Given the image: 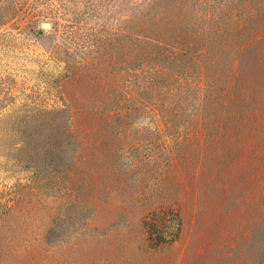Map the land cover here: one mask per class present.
I'll return each instance as SVG.
<instances>
[{"label": "rangeland", "instance_id": "rangeland-1", "mask_svg": "<svg viewBox=\"0 0 264 264\" xmlns=\"http://www.w3.org/2000/svg\"><path fill=\"white\" fill-rule=\"evenodd\" d=\"M239 63L260 91L264 0H0V264H263Z\"/></svg>", "mask_w": 264, "mask_h": 264}, {"label": "trees", "instance_id": "trees-1", "mask_svg": "<svg viewBox=\"0 0 264 264\" xmlns=\"http://www.w3.org/2000/svg\"><path fill=\"white\" fill-rule=\"evenodd\" d=\"M12 16L13 15H10L9 18H11ZM189 54H190L189 51L185 52L183 54V56H181V58H179L180 63H182V59L184 57H188ZM171 59L177 61L178 55L173 54ZM236 69H237L236 70L237 77L232 80V85L227 84L225 86L226 92L224 94H222L220 101H218L219 102V108L222 110V112L219 115V118L222 119V121H224L225 126L228 125L227 121H228V118L230 117V114H227L224 110H226V109L228 110V107L233 102V98H231V94H233V91L237 90V86L240 85L238 90H237L238 103L245 104L248 101H250L251 106H252V111L250 112V115H249L250 118H253L255 121L260 122V124L264 125V122L259 117L261 115L264 116V87L261 88L260 91L253 90V92H254V94H253L251 91V85L253 83L251 82L250 85H248L246 88H244L243 95H241L240 93L242 91L240 90V87L242 85L241 84L242 82L240 79H241V75H243V66L241 65V63L238 64ZM208 87H210V86H208ZM245 118H248V117L245 116ZM263 127H262V129H263ZM263 130H262V136L264 138V131ZM156 223H157L156 221H152L150 223L144 224V226H146V229L148 230V233H149L150 228L152 230L158 229ZM263 264H264V259H263Z\"/></svg>", "mask_w": 264, "mask_h": 264}, {"label": "water", "instance_id": "water-1", "mask_svg": "<svg viewBox=\"0 0 264 264\" xmlns=\"http://www.w3.org/2000/svg\"><path fill=\"white\" fill-rule=\"evenodd\" d=\"M42 27H44V28H48V25H42Z\"/></svg>", "mask_w": 264, "mask_h": 264}]
</instances>
